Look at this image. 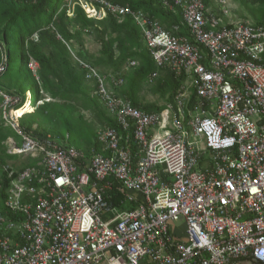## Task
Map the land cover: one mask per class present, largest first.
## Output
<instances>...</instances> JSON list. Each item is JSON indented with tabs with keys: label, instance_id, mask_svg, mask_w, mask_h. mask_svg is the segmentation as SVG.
<instances>
[{
	"label": "built area",
	"instance_id": "1",
	"mask_svg": "<svg viewBox=\"0 0 264 264\" xmlns=\"http://www.w3.org/2000/svg\"><path fill=\"white\" fill-rule=\"evenodd\" d=\"M91 2L100 19L133 17L157 68L149 83L168 71L185 84L174 103L145 112L117 95L119 74L73 55L118 124L97 128L98 147L84 150L68 134L24 132L19 99L5 96L3 121L21 137L9 152L35 164L4 167L0 264H264V25L226 20V0L218 14L202 0H162L181 15L171 30ZM28 67L37 74L35 59Z\"/></svg>",
	"mask_w": 264,
	"mask_h": 264
},
{
	"label": "trees",
	"instance_id": "2",
	"mask_svg": "<svg viewBox=\"0 0 264 264\" xmlns=\"http://www.w3.org/2000/svg\"><path fill=\"white\" fill-rule=\"evenodd\" d=\"M107 1L134 12H143L150 18L158 20L168 30H171L173 25L181 23V15L178 12L172 13L162 0ZM202 1L207 7L211 4L210 0ZM253 4H258L261 9L264 8V0H255ZM67 8L65 0H0V48H3L0 49V65L4 67L0 72V92L20 98L21 102L13 106L15 109L13 114L21 116L18 124L27 134L40 138L48 133L56 137H65L68 134L71 144L75 128L80 126L87 130L88 134L78 139L76 137L74 142L77 145L73 143L72 145L83 150L82 145L97 148L96 130H92L81 111L91 113L96 111L102 115L103 120L100 123L102 127L117 128L118 124L114 118L106 114L93 95L95 84L86 80V71L71 57L76 56L103 73L119 74L125 83L116 91L117 95L129 100L133 106L145 112H160L166 105L142 103L139 99L143 85L152 86L148 79L152 72L156 71V67L141 30L132 16L127 15L120 21L114 14L107 13L103 20L96 21L89 18L82 7L76 4L74 17L69 19L66 15ZM70 24L75 27L74 31L70 30ZM256 24L264 25V17L259 18ZM84 32L95 33L96 42L100 44L99 56L89 57L84 50L68 48L73 41L83 46ZM186 32L184 29L181 30V34L187 35ZM34 34H38L37 41L32 40ZM30 58L35 59L39 64L36 75L28 67ZM131 61H136L137 66L130 67ZM125 66L128 68L127 72ZM157 79L156 85L159 90L164 89L163 94L169 96L167 104L174 103V98L186 79L185 74L177 77L165 71ZM27 90L32 93L34 102L42 100V93L45 92L55 100L52 103L39 105L33 112L32 107L28 105L20 108ZM71 102L73 105L69 104ZM194 102L193 94L190 105ZM3 103L4 98L0 95V111ZM75 115L78 117L74 119ZM53 119L58 120L60 124L55 123ZM43 122L50 128L40 129ZM88 137L89 140L85 142L87 144H83L81 140ZM10 138L18 145L21 143V137L10 126L5 125L3 120L0 121V212L2 213L6 210L4 201L10 184V178L4 167L9 164L8 160L17 159V155L6 153L5 143ZM29 161L16 169L21 170L35 164L30 158ZM115 202L118 203L119 198L115 199Z\"/></svg>",
	"mask_w": 264,
	"mask_h": 264
},
{
	"label": "rangeland",
	"instance_id": "3",
	"mask_svg": "<svg viewBox=\"0 0 264 264\" xmlns=\"http://www.w3.org/2000/svg\"><path fill=\"white\" fill-rule=\"evenodd\" d=\"M104 1L108 2L107 0H104ZM210 1H211V4H210V6H208L209 11L212 14H214L212 9L215 8V9H217V10H215V13L218 14L219 9H220L219 2H217V0H210ZM65 3L67 4V7H68L67 11H66V15H67V17L69 19H72L74 17V7L76 6V4H79L82 7V9L84 10L85 13H90V16H96V17H91V18L95 19L96 21L103 20L106 17L105 16V17H103L101 19L99 18L100 17L99 16L100 11H102L101 7H96V5L91 2V0H65ZM226 4H227V7L229 8V12H230L228 14L226 20H228V18H231V19L233 18L232 20H234V19L235 20L242 19V20H248V21H250L252 23H256V21L259 20V18L264 17V8L263 9L259 8L258 4L257 5L253 4V1H247V0H226ZM102 13L104 14L105 12L102 11ZM255 18H257V19H255ZM70 30H72V31L75 30V27L72 24H70ZM82 39H83L82 40L83 46L78 45L77 41H73L72 44H70L69 46L67 45L68 48L70 50H72V49L73 50L76 49V50H79V51L84 50V51L87 52V56H89V57H97V56L100 55V44H98L96 42L95 33L92 34V33H89V32H87V33L84 32L83 35H82ZM0 49H3V48H0ZM23 50H24V48H23ZM73 58L74 57H71V59H73ZM75 58H78V57H75ZM84 62H86V61H84ZM124 68L126 69L125 71L127 72L128 68L126 66ZM101 69L105 70V68H103V67H101ZM157 80L158 79H156L152 83V86L151 85H147V84L143 85L142 92L139 95V99L141 100L142 103L150 102V103H154V104L159 105V106H163V105L167 104V99L169 98V96L166 95V94H163L164 89L159 90V88L156 85L157 82H158ZM0 95L4 98V101H5V99H6L5 96H7V95L5 93L1 94V92H0ZM29 95H30V97H29ZM31 95H32V93L27 90L26 93H25V98L23 99L22 102H27V100L29 99V101L31 102V104L29 106L32 107V109H33L32 112L39 105H41L43 103H47V102L52 103L55 100V98L53 96H51L50 94L45 92V93H42V97H43L42 100H38V101L34 102V99H32ZM15 98L17 100L19 99V102H21L20 98H18V97H15ZM69 104L73 105V102H71ZM3 105H4V103L1 106H3ZM18 110L21 111V109H18ZM4 112H6L7 114L4 113ZM76 113H74V114H76ZM4 114L7 115L8 119H10L9 110L4 109L2 107V111H0V121L4 120ZM81 114L84 116V119L87 120V123L89 124V126L92 128L93 131L97 130V128H99V126H101L100 123L102 122L103 118L101 117L102 115H100L99 113H96V111H94L92 113L91 112H87V111H81ZM78 115H75L74 119H75V117H78ZM12 116L14 118V115H12ZM17 117H20V116H17ZM19 119L17 120L18 122H19ZM54 122L58 123V125L60 124L58 120H54ZM4 123H5V125L9 126L8 124H6V122H4ZM37 126L38 125H36V127ZM40 127H41L40 129H46V128L49 129L50 128V126L48 124L44 123V122L42 123V126L40 125ZM86 134H88V131L85 130L83 127H80V126L76 127L75 131H74V135H73V137L71 139V142L74 145H77L74 142L75 138L77 137V139H78L79 137H83ZM88 140H89V137L85 138V139H82L81 141H82L83 144H87L85 142H87ZM11 143L8 142V140L5 143L6 150H7L6 153H9V155H10L9 151H11L12 148H13V144H11ZM82 147H85V145H82ZM29 158L30 157H28V156H17V159L8 160L9 161L8 165H12L14 168H16V167L20 168L24 164H27V163L30 162Z\"/></svg>",
	"mask_w": 264,
	"mask_h": 264
},
{
	"label": "crops",
	"instance_id": "4",
	"mask_svg": "<svg viewBox=\"0 0 264 264\" xmlns=\"http://www.w3.org/2000/svg\"><path fill=\"white\" fill-rule=\"evenodd\" d=\"M254 1H255V0H254ZM212 10H213V12H214V14H215V10H217V9L214 8V9H212ZM232 19H233V18H232ZM232 19H231V18H228V20H229V21H232V22H233V21H238V20H235V19L232 20ZM239 20H240V19H239ZM246 21H248V20H246ZM154 64H155V63H154ZM155 67H156V64H155ZM156 70H157V68H156ZM185 78H186V77H185ZM185 80H186V79H185ZM183 84H185V81H184ZM183 84H182V86H183ZM182 86H181V88H182ZM195 101H196V99H195ZM11 139H12V138L8 139V142H11V141L13 140V139H12V140H11ZM13 141H14V140H13ZM83 148L91 149V148H93V147H89V146H88V147H83Z\"/></svg>",
	"mask_w": 264,
	"mask_h": 264
},
{
	"label": "bare ground",
	"instance_id": "5",
	"mask_svg": "<svg viewBox=\"0 0 264 264\" xmlns=\"http://www.w3.org/2000/svg\"><path fill=\"white\" fill-rule=\"evenodd\" d=\"M30 104H31V102H28L26 105H28V106H29Z\"/></svg>",
	"mask_w": 264,
	"mask_h": 264
},
{
	"label": "clouds",
	"instance_id": "6",
	"mask_svg": "<svg viewBox=\"0 0 264 264\" xmlns=\"http://www.w3.org/2000/svg\"><path fill=\"white\" fill-rule=\"evenodd\" d=\"M21 118V117H20Z\"/></svg>",
	"mask_w": 264,
	"mask_h": 264
}]
</instances>
